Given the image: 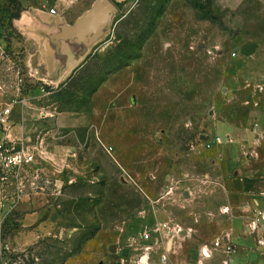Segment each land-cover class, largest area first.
Returning a JSON list of instances; mask_svg holds the SVG:
<instances>
[{
	"label": "rangeland",
	"instance_id": "374dc122",
	"mask_svg": "<svg viewBox=\"0 0 264 264\" xmlns=\"http://www.w3.org/2000/svg\"><path fill=\"white\" fill-rule=\"evenodd\" d=\"M110 1L105 36L55 84L2 41L0 264L75 262L146 207L180 259L223 262L227 178L264 170V0Z\"/></svg>",
	"mask_w": 264,
	"mask_h": 264
},
{
	"label": "crops",
	"instance_id": "0c3cea01",
	"mask_svg": "<svg viewBox=\"0 0 264 264\" xmlns=\"http://www.w3.org/2000/svg\"><path fill=\"white\" fill-rule=\"evenodd\" d=\"M18 1L24 10L12 28L2 22L0 12L1 49L6 39L11 40L8 50L23 57L25 68L36 71L40 81L55 84L77 69L87 55L81 47L67 42L61 44L58 52L50 40L62 25L73 26L85 14L75 17L70 11L81 0ZM232 152L235 157L237 150ZM233 166L232 163L228 166L226 176ZM237 173L235 178H227L230 227L226 235L234 244V252L227 255L219 247L224 251L223 262H216L213 255L204 251L203 258L190 253L187 260L180 259L176 256L177 245L171 243L163 227L167 220L146 207L141 220L114 224L109 232L99 230L88 241L87 248L76 256L77 261L71 258L66 264H264V249L257 244L261 233L252 234L249 228L253 221L264 217V170L250 172L244 168ZM103 234L105 238H100ZM146 234L150 235L148 240L144 238Z\"/></svg>",
	"mask_w": 264,
	"mask_h": 264
},
{
	"label": "water",
	"instance_id": "95a60500",
	"mask_svg": "<svg viewBox=\"0 0 264 264\" xmlns=\"http://www.w3.org/2000/svg\"><path fill=\"white\" fill-rule=\"evenodd\" d=\"M116 6L110 0H97L75 25H62L60 32L51 37L52 45L60 52L62 43L67 42L82 48L85 54L99 42L112 25ZM257 49L256 45L246 47L250 53Z\"/></svg>",
	"mask_w": 264,
	"mask_h": 264
},
{
	"label": "built area",
	"instance_id": "2783aa9c",
	"mask_svg": "<svg viewBox=\"0 0 264 264\" xmlns=\"http://www.w3.org/2000/svg\"><path fill=\"white\" fill-rule=\"evenodd\" d=\"M1 50L2 49H1V46H0V51ZM8 114H10L9 110L5 111V110H1L0 109V124L1 123H6ZM2 149H3V145L0 144V150H2ZM30 161L32 162L33 158H31ZM11 163L15 167L21 168L23 166V164L29 163V161L23 160L22 155H16ZM8 166H10V164ZM262 221H264V217H261V219H259V220L253 221L249 225V228H250V232L252 234L258 235V234L261 233V235L258 237L257 244H258L259 248L264 249V226L262 225ZM149 237H150V235L147 234L145 236V239L148 240ZM216 246L218 248L219 247H223L224 251H225V253L227 255H231L234 252V244L230 243V240L227 237L224 238L223 240H221L220 242H218L216 244Z\"/></svg>",
	"mask_w": 264,
	"mask_h": 264
},
{
	"label": "trees",
	"instance_id": "16d2710c",
	"mask_svg": "<svg viewBox=\"0 0 264 264\" xmlns=\"http://www.w3.org/2000/svg\"><path fill=\"white\" fill-rule=\"evenodd\" d=\"M5 4L0 5V12L2 13V22L8 24L12 28L14 20H17L21 17L23 12V6L18 0H5ZM0 4H2L0 0ZM99 231V229H98Z\"/></svg>",
	"mask_w": 264,
	"mask_h": 264
},
{
	"label": "bare ground",
	"instance_id": "6f19581e",
	"mask_svg": "<svg viewBox=\"0 0 264 264\" xmlns=\"http://www.w3.org/2000/svg\"><path fill=\"white\" fill-rule=\"evenodd\" d=\"M143 262V261H142Z\"/></svg>",
	"mask_w": 264,
	"mask_h": 264
}]
</instances>
